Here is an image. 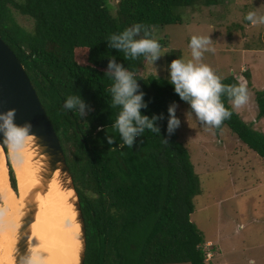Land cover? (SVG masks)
Listing matches in <instances>:
<instances>
[{"label": "trees", "instance_id": "1", "mask_svg": "<svg viewBox=\"0 0 264 264\" xmlns=\"http://www.w3.org/2000/svg\"><path fill=\"white\" fill-rule=\"evenodd\" d=\"M221 0H119L113 16L106 0H0V35L22 61L61 141L86 227L84 264H210L206 242L192 222L200 178L177 128L168 131L169 108L188 102L175 92L169 78L143 71L150 56L132 58L113 47L111 37L140 30L134 40L154 39V29L182 25L180 8H211ZM13 9L34 20L33 32L19 25ZM264 42V36H263ZM163 48L168 43L158 42ZM182 60L172 51L167 59ZM131 72L143 93L141 114L154 120L158 133L145 129L133 145H124L115 121L122 110L113 106L109 63ZM248 87L251 77L245 76ZM230 76L222 84H236ZM78 96L84 115L68 109ZM232 110L229 97L221 95ZM258 119H264V90L256 94ZM229 128L264 159V134L233 111L217 133ZM112 141L109 143V141ZM13 191L18 178L8 150Z\"/></svg>", "mask_w": 264, "mask_h": 264}, {"label": "rangeland", "instance_id": "2", "mask_svg": "<svg viewBox=\"0 0 264 264\" xmlns=\"http://www.w3.org/2000/svg\"><path fill=\"white\" fill-rule=\"evenodd\" d=\"M106 1L111 14L116 16L119 0ZM249 11L264 14V0H221L220 6L209 9H177L182 25L154 29V39L167 42L168 47L161 50L157 60L150 59L143 71L144 77L169 78V54L180 52L182 60L187 62L192 59L191 37L209 36L210 47L215 52H205L201 62L209 65L221 82L233 75L246 82L245 76L251 77L249 102L234 111L245 123L264 134V123L261 124L264 119L260 123L256 101V94L264 90V25L250 28V22L245 19ZM13 14L21 27L33 32L34 20L15 9ZM176 113L180 121L179 140L188 149L201 183L202 193L194 201L196 210L192 222L204 240L215 245V248L204 246L208 261L212 257L209 263L250 264L255 261V264H264V246L260 247L264 245V159L229 128L217 133L184 105L177 106ZM9 155L14 168L12 153ZM3 207L0 192V213ZM19 233L22 234V229ZM0 240L1 258V237ZM211 252L217 256L215 260Z\"/></svg>", "mask_w": 264, "mask_h": 264}, {"label": "clouds", "instance_id": "3", "mask_svg": "<svg viewBox=\"0 0 264 264\" xmlns=\"http://www.w3.org/2000/svg\"><path fill=\"white\" fill-rule=\"evenodd\" d=\"M245 19L251 25H264V14L257 11H249ZM140 26L135 30H126L121 35H113L111 41L113 47L123 50L126 55L135 58L141 54L150 56L152 61L159 58L161 46L155 39L134 40L133 36L138 33ZM212 44L209 36L193 35L189 42L191 49V60L185 62L177 59L170 65V83L174 85L175 92L180 98L188 102L197 118L210 128L219 129L226 120H229L233 111L248 104L249 92L247 82L239 78L236 84L225 85L215 74L213 69L201 62L205 52H215L210 47ZM110 76L114 77L115 83L111 87L113 106H121L116 121L115 129L119 132L124 145L129 148L133 145L138 134L145 129L158 133L154 120L141 114V108L147 107L143 102V93L137 94L139 85L131 72L117 65L114 61L109 63ZM226 93L229 97L232 110L225 107L221 101V95ZM65 107L68 109H79L82 116L86 105L78 96L67 99ZM170 120L168 131L171 133L180 124L175 116V108H169ZM31 135V125H18L15 121V110L0 112V144L23 157V149L28 137ZM112 141L110 140L109 143ZM18 264H51V258L44 250L39 241L35 245L27 244L24 253H18Z\"/></svg>", "mask_w": 264, "mask_h": 264}, {"label": "bare ground", "instance_id": "4", "mask_svg": "<svg viewBox=\"0 0 264 264\" xmlns=\"http://www.w3.org/2000/svg\"><path fill=\"white\" fill-rule=\"evenodd\" d=\"M22 151V158L12 152L19 183L17 195L11 187L5 150L0 145V192L4 200L0 213V264L18 263L15 259L21 253L23 237L19 232L31 214L34 222L27 231L29 245L39 241L51 264H82L85 240L70 175L63 171L62 164L53 166V158L46 154L38 138L28 137Z\"/></svg>", "mask_w": 264, "mask_h": 264}, {"label": "water", "instance_id": "5", "mask_svg": "<svg viewBox=\"0 0 264 264\" xmlns=\"http://www.w3.org/2000/svg\"><path fill=\"white\" fill-rule=\"evenodd\" d=\"M11 109L15 110V121L18 125H31V135L29 137L39 139L41 145L46 149V154H49L53 158V166L56 167L62 164L63 171L71 177L61 141L41 103L34 84L28 76L22 61L0 35V112H7ZM0 145L6 153L7 148L3 144ZM72 186L75 191L73 181ZM78 211L82 222L86 250V227L81 213L79 199ZM33 216L34 214H31L25 220L22 234L33 224ZM29 237V234L22 237L21 245L19 246L21 253H24L29 242ZM84 260L85 253L82 264H84Z\"/></svg>", "mask_w": 264, "mask_h": 264}, {"label": "crops", "instance_id": "6", "mask_svg": "<svg viewBox=\"0 0 264 264\" xmlns=\"http://www.w3.org/2000/svg\"><path fill=\"white\" fill-rule=\"evenodd\" d=\"M249 27L250 28H255V26H253V25H251V24H249ZM242 69V68H241ZM244 70V69H243ZM242 70V71H243ZM262 121L260 120V123H261ZM264 122H262L261 124H263ZM206 242V241H205ZM207 248H210V247H212V248H215V245L213 244V242L212 241H210V242H206V245H205ZM264 245H261L260 247H263ZM214 253H217L216 251H213ZM213 252H211L212 254H214ZM214 256H215V254H214ZM217 258V256H215V258H214V260ZM211 260H212V257H211ZM210 260V261H211ZM209 261V262H210ZM250 264H255V261H250L249 262ZM212 264H213V262H212Z\"/></svg>", "mask_w": 264, "mask_h": 264}]
</instances>
